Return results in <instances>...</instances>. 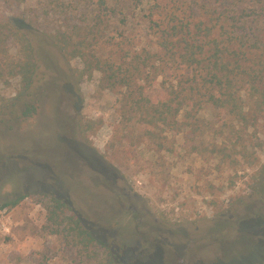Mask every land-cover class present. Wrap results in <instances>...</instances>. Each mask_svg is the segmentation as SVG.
<instances>
[{
    "label": "rangeland",
    "instance_id": "rangeland-1",
    "mask_svg": "<svg viewBox=\"0 0 264 264\" xmlns=\"http://www.w3.org/2000/svg\"><path fill=\"white\" fill-rule=\"evenodd\" d=\"M69 1L0 0V22L23 25L39 60L27 92L18 76L0 79V264H87L64 235L44 228L41 193L74 206L103 261L105 246L114 245L122 251L115 264H264V115L257 125L240 123L201 93L193 117L181 111L171 124L153 127L129 105L138 97L129 103L120 93L140 84L150 97L181 89L180 59L168 57L161 34L201 22L202 33L215 26L223 33L225 16L241 25L264 18V0L109 2L128 22H116L118 14L108 32L127 39L98 51L147 56V83L134 78L124 89L107 87L100 71L79 76L83 60L56 46L77 18L86 22L71 7L73 20H64L59 6ZM68 33L81 42L82 31ZM21 46L9 42V52L0 53L6 71ZM32 104L37 112L24 117Z\"/></svg>",
    "mask_w": 264,
    "mask_h": 264
},
{
    "label": "trees",
    "instance_id": "trees-1",
    "mask_svg": "<svg viewBox=\"0 0 264 264\" xmlns=\"http://www.w3.org/2000/svg\"><path fill=\"white\" fill-rule=\"evenodd\" d=\"M1 1L8 5L21 6L26 0ZM118 1L120 0H72L67 3L68 6L61 4L59 9L60 13L65 14L64 20H73L67 14L72 9L80 8V15L84 18L82 21L86 22L82 24L77 18L78 21L70 28L67 27L62 34L59 33L61 39L57 40L56 46L62 53H69L72 57L83 60L85 66L79 76L85 74L90 77L94 71H100L103 75L102 81H106L107 87L115 89L119 85L124 89L132 85L134 78L142 77L147 83V56L141 60L140 54L121 50L119 55L110 52L106 57L105 53L98 51L99 48L103 50L106 46L109 49L116 45V39H127L124 33L118 34L114 30L108 32L117 21L123 26L128 22L126 15L109 3L117 4ZM84 6H88V9ZM118 14L123 16L114 22ZM258 14L261 15L260 12ZM225 19L231 30H227L229 26L221 25L220 28H224L223 33L214 31L216 26L209 27L202 33L201 22L194 29L189 26H173L171 30H165L161 34V46L170 51L168 57L180 59L178 69L182 74L178 82L181 89L177 90L172 86L169 92L167 90L163 95L150 97L147 86L140 84L120 92L128 102L138 97L133 105H129L146 115L143 123L153 127L171 124L181 111H186L188 117H193L190 114L198 102L195 96L202 93L203 101L226 112L234 120L257 125L261 115H264V18L252 21V24L249 21L243 22L242 25L237 23L234 16H225ZM22 26L16 24L14 18H6L3 23L0 22V53L9 52V42L22 45L18 50L20 55L13 59L7 71L0 64V79L4 73L18 76L27 92L32 88L39 60L33 41L23 31ZM79 30L83 32L78 35L82 37L81 42H72V34L68 31L78 33ZM120 44L123 45V41ZM69 47L73 49L69 50ZM154 55L156 54H150L149 57ZM36 112V105H26L22 115L31 117ZM261 192H264V188ZM23 198L24 196L18 197L4 206L12 208ZM36 201L46 210L44 228L50 234L64 235L69 241V248L76 251L75 255L86 258L87 264H115L122 256L118 246L106 245L108 258L107 261L101 260L100 253L95 248V235L66 199L41 193Z\"/></svg>",
    "mask_w": 264,
    "mask_h": 264
}]
</instances>
